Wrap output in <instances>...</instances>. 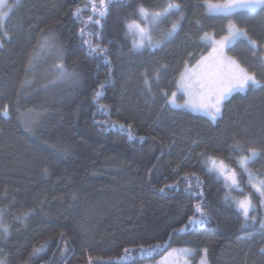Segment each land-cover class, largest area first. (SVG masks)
Returning <instances> with one entry per match:
<instances>
[{"label": "trees", "instance_id": "obj_1", "mask_svg": "<svg viewBox=\"0 0 264 264\" xmlns=\"http://www.w3.org/2000/svg\"><path fill=\"white\" fill-rule=\"evenodd\" d=\"M164 2L112 0L101 27L88 20L89 0H19L5 26L10 39L0 33L5 264H151L175 248L188 249L192 264H264L260 200L250 213L256 222L242 227L225 202V181L202 159L208 154L235 169L248 195L233 146L255 148L249 169L264 179V88L231 96L215 122L169 107L181 73L211 51L204 33L218 39L229 20L209 16L205 0H180L184 19L175 35L163 39L172 17L158 32L160 46L134 50L125 20L138 4L158 9ZM232 22L258 49L241 39L228 55L264 85V12L234 14ZM47 37L54 46L41 48ZM89 45L106 53L91 54ZM197 205L208 222L189 225L199 218ZM141 247L152 251L141 254Z\"/></svg>", "mask_w": 264, "mask_h": 264}, {"label": "snow or ice", "instance_id": "obj_2", "mask_svg": "<svg viewBox=\"0 0 264 264\" xmlns=\"http://www.w3.org/2000/svg\"><path fill=\"white\" fill-rule=\"evenodd\" d=\"M19 0H0V30L4 29L6 22L11 18L14 13L16 5ZM112 0H99V6H97L95 0H89V4L86 7H90L92 15L88 17V20L94 25H100L102 20H105L109 14V6ZM205 7L209 16L226 18L229 20L226 28V34L220 36L218 39L215 34L209 36L204 33L202 39L206 40L211 48L212 53L208 56L201 57L197 62L195 72H189L187 69L181 73L180 81L178 82V88L182 89L188 96V100L185 102V106L192 111L201 112L207 116L210 120L215 122L221 115V108L226 100H228L235 93H242L250 88H264V85L256 79L254 73L242 67L236 60L228 57L225 54V50L229 49L233 43L237 40H248L249 44L253 47L256 45V41L249 40L246 32L242 30L237 24L232 22L234 14L241 16L247 13L264 12V0H223V2H213V0H205ZM73 16L79 18L81 16V9L73 13ZM172 17H176V22L171 23V27L166 33H163V39H168L175 35L179 30V21L184 19L183 5L180 0H165V2L158 8L153 9L151 7H145L143 4H138L132 16L125 20V27L127 31L126 36L133 38V49L136 51L153 50L159 46V43L152 42V33L158 31L162 24L167 23ZM85 29L81 28V34L83 36ZM4 36L8 37L7 32H4ZM54 37H47L41 44V48L53 47ZM84 43H89L88 40H84ZM3 43L0 42V47ZM89 52L91 54L103 55L106 53V49H100L89 45ZM108 63L107 60L104 61ZM61 76L69 75L63 68V65L58 66ZM74 75V74H72ZM157 79L159 76L157 75ZM145 83L148 84L147 79ZM104 85H100L103 88ZM100 93L97 92L96 96L99 97ZM167 97V93L164 94ZM176 93H172L173 99L169 101L173 106L179 107L175 104ZM4 116L8 113L5 111ZM121 128L124 126L121 125ZM129 139L133 137L129 134ZM234 151L239 152V160L237 166L241 170L240 175H246L248 180V186L252 190L248 195H243L245 189L240 186V181L237 179V171L230 169L229 165L225 164L223 160H218L208 154H202V159L205 160L208 165V172H216L217 178L223 176L225 179V187L229 188V192L225 194V202L230 206H234L236 212L243 218L242 227H248L250 224L256 222V216L250 215L256 208L253 204V199L260 200L261 204H264V179L254 176L249 169L250 162L257 157L260 153L255 148H242L239 144L233 146ZM248 153H251L248 155ZM231 182L230 184L228 182ZM235 190L243 195V198L236 199L231 197V190ZM199 196H203V193H197ZM231 197V198H230ZM196 213H199V218H191L188 221L189 225L205 224L208 222V215L205 207L197 205L195 209ZM188 225L180 231L187 229ZM261 229H264V221L260 222ZM0 229L3 234L8 233V227L0 221ZM45 245H41L38 248H34L32 255H39L44 250ZM156 247H159L157 245ZM152 251V248L145 249L141 247V254ZM186 251V250H182ZM205 254L207 250L205 249ZM125 255H129V249H124ZM123 259V258H121ZM0 264H5L3 259H0ZM201 264H205L202 260Z\"/></svg>", "mask_w": 264, "mask_h": 264}, {"label": "rangeland", "instance_id": "obj_3", "mask_svg": "<svg viewBox=\"0 0 264 264\" xmlns=\"http://www.w3.org/2000/svg\"><path fill=\"white\" fill-rule=\"evenodd\" d=\"M223 2V1H222ZM161 26H160V29L158 30V31H155V32H153L152 33V42L153 43H159V46L161 45V43H162V41L160 40V36L158 35V32L159 31H161ZM4 32H5V28L4 29H2V30H0V33L2 34V36L5 38V39H8L7 37H5L4 36ZM209 36H211V35H209ZM130 39L132 40V42H133V38L130 36ZM249 39V38H248ZM244 40V39H243ZM250 40V39H249ZM237 41H239V40H237ZM236 41V42H237ZM247 42H248V40H246ZM0 42H2V37L0 36ZM204 42L205 43H207V44H209L206 40H204ZM235 42V43H236ZM235 43H233L231 46H233ZM248 44H249V42H248ZM250 46H252L251 44H249ZM253 47V46H252ZM157 48V47H156ZM254 49H258V46L257 45H255V47H253ZM227 50L228 49H226L225 50V54L228 56V57H230L229 55H228V53H227ZM210 53H212V48H211V51H210ZM209 53V54H210ZM208 54V55H209ZM208 55H206V56H208ZM231 58V57H230ZM233 59V58H232ZM235 60V59H234ZM196 65H197V63L196 64H194V65H192V66H188V67H186V69L191 73V72H195V71H197V69H196ZM185 69V70H186ZM185 70H184V72H185ZM180 81V80H179ZM236 94V93H235ZM231 98V97H230ZM173 99V97L171 96L170 97V99H169V101L170 100H172ZM188 100V96L185 94V92L182 90V89H177V91H176V96H175V104L176 105H180L179 107H176V106H173L171 103H169V101H168V105H169V107H171V108H175V109H185V110H188V111H190V112H192V113H194V114H197V115H201V116H203V117H207V116H205V115H203L201 112H198V111H192V110H189L186 106H185V102ZM227 101V100H226ZM225 101V102H226ZM224 102V103H225ZM259 156V155H258ZM257 156V157H258ZM257 157H255V158H257ZM254 158V159H255ZM218 160H220V159H218ZM225 164H227L226 162H225ZM228 165V164H227ZM206 166H207V168H208V165L206 164ZM229 168L230 169H233V168H231L230 166H229ZM213 173H215L216 175H217V173L216 172H213ZM255 176V175H254ZM220 179H222L223 181H225V179H224V177L223 176H221V177H219ZM237 179L239 180V178H238V175H237ZM229 184L231 183L230 181L228 182ZM241 186V185H240ZM242 187V186H241ZM231 197H234V198H236V199H241V198H243V195H241L240 193H238L236 190H235V188H233L232 190H231ZM262 206H263V210H264V204H262ZM182 250H186V251H182ZM190 256H191V253H190V251L188 250V249H186V248H175V249H173V250H171L170 252H168L162 259H160L159 261H157V262H155V263H151V264H192V262L190 261ZM204 261H205V264H208L207 263V260L206 259H203ZM200 264H201V262H200Z\"/></svg>", "mask_w": 264, "mask_h": 264}, {"label": "water", "instance_id": "obj_4", "mask_svg": "<svg viewBox=\"0 0 264 264\" xmlns=\"http://www.w3.org/2000/svg\"><path fill=\"white\" fill-rule=\"evenodd\" d=\"M222 114V113H221ZM221 117V115L218 117V118H220Z\"/></svg>", "mask_w": 264, "mask_h": 264}]
</instances>
